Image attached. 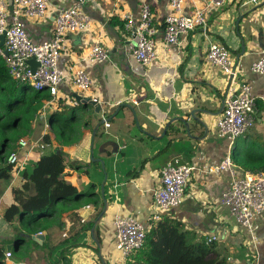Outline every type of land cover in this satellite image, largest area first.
<instances>
[{"label":"crops","instance_id":"0c3cea01","mask_svg":"<svg viewBox=\"0 0 264 264\" xmlns=\"http://www.w3.org/2000/svg\"><path fill=\"white\" fill-rule=\"evenodd\" d=\"M204 1L188 0L186 12L204 8ZM250 1L226 0L224 6L208 12L207 35L197 30L182 37L179 46L169 47L163 40L169 0L84 1V9L92 20L91 29L68 37L60 67L67 72L95 44L108 48L110 59L88 68L93 82L88 91H79L68 82L60 85L58 100L44 117L62 114L66 119L72 118L73 123L63 138L51 127L45 133L49 141H42L50 145L45 152L63 153L65 179L85 197L79 209L60 204L63 213L46 220L44 228L28 233L29 227L4 219L7 208L15 203L14 190H22L25 180L15 171L10 182L0 181L4 264H126L110 243L115 239L114 220L129 215L150 230L154 227V190L160 185L162 169L169 164L195 169L183 203L162 218L183 223L203 239L217 236L215 242L234 264H264V215L259 220L260 246L252 254L249 234L221 202L229 176L211 170L227 157L246 171L264 168V76L250 71L264 50V0L257 4ZM78 2L50 0L45 21H25L30 37L36 43L50 40L58 11ZM144 2L151 5L155 24L161 30L157 37L158 58L149 68L132 57L133 41L125 33L123 20L127 12L138 16ZM242 39L246 52L238 59ZM211 42L224 44L231 51L240 80L250 84L256 97L255 125L233 144L217 134L230 81L221 69L206 61ZM74 94L102 106L98 121L94 118L95 107L90 102H79ZM42 109L40 115L37 113L41 120ZM192 112L200 124L191 117ZM112 116L109 123L99 127L103 117ZM179 118L189 122V130L176 120ZM42 155L39 150L21 151L27 164L39 161ZM98 159L104 160L108 176L104 187L106 207L101 193L105 175ZM93 231L100 242L102 258ZM18 238L25 239L20 246Z\"/></svg>","mask_w":264,"mask_h":264},{"label":"built area","instance_id":"2783aa9c","mask_svg":"<svg viewBox=\"0 0 264 264\" xmlns=\"http://www.w3.org/2000/svg\"><path fill=\"white\" fill-rule=\"evenodd\" d=\"M84 1L79 0L72 7L60 9L55 16L53 37L36 43L28 34L25 21H45L49 16L50 0H13L12 7L8 0H0V38L5 37L4 45H0V55L6 63L9 75L16 82L49 94L50 99L40 112L42 117L58 100L62 83H71L77 90L86 92L93 84L88 68L102 65L110 59V50L95 44L85 51L79 63L70 67L67 72L60 67L68 37L77 33H87L91 29L92 20L84 9ZM260 1L250 2L257 4ZM204 3V8L196 7L186 12L188 0H169L163 32V40L167 47L179 46L182 37L197 30L208 34V12L224 6L226 0H205ZM123 20L125 33L133 41L132 57L143 67H151L158 58L157 37L161 31L160 26L155 24L151 5L144 2L138 16L127 12ZM32 59L39 63L35 73L28 64ZM206 61L210 66L221 69L230 81L224 99V111L216 128L218 136L233 144L246 136L255 125L256 97L250 84L240 80L236 59L224 44L211 42ZM250 71L264 76V50L251 64ZM102 120L106 118L103 117ZM49 147L50 145L42 140L32 142L23 138L9 154L7 163L19 172L27 164V159L21 157V151L39 150L44 154L45 149ZM194 169L195 167L180 164H169L162 169L160 185L154 190L153 226L165 213L183 203ZM211 170L228 174L229 184L222 194L221 202L249 234L251 252L255 254L260 246L259 220L264 215V169L246 171L238 168L231 157H227ZM113 225L116 249L126 263L143 248L150 229L129 215L117 216ZM216 240L217 236H213L208 242ZM7 256L10 257L11 253Z\"/></svg>","mask_w":264,"mask_h":264},{"label":"trees","instance_id":"16d2710c","mask_svg":"<svg viewBox=\"0 0 264 264\" xmlns=\"http://www.w3.org/2000/svg\"><path fill=\"white\" fill-rule=\"evenodd\" d=\"M50 96L45 91H35L27 84H19L8 72L0 55V181L10 182L15 169L7 163V158L15 146L17 138L9 134L21 124L30 128L35 114L44 107ZM73 123V119L53 114L49 125L61 139ZM49 141V137L44 138ZM66 161L63 153L47 151L39 161L28 163L20 176L25 180L22 190H14V204L7 208L4 219L12 224L18 221L29 227L28 233L44 228V222L58 216L63 211L60 204L79 209L84 193L65 179ZM264 169V168H262ZM253 172V171H252ZM33 190V193L30 192ZM90 196H94L93 193ZM101 213V211H100ZM98 213V215L100 214ZM25 239H19L20 246ZM4 247L0 244V264H4ZM126 264H234L223 254L216 242L188 229L177 220L163 217L147 234L145 244Z\"/></svg>","mask_w":264,"mask_h":264},{"label":"water","instance_id":"95a60500","mask_svg":"<svg viewBox=\"0 0 264 264\" xmlns=\"http://www.w3.org/2000/svg\"><path fill=\"white\" fill-rule=\"evenodd\" d=\"M8 3H9V5L12 7V5H13V0H8ZM238 24H239V22H238ZM4 40H5V37L2 36V37L0 38V45H1V46L4 45ZM245 52H246V45H245V43H244V40L242 39L241 52L238 54V59H240L241 56H242L243 54H245ZM28 64L31 66L32 71L35 73V72H36V69L39 67V63H38L35 59H32V60H30V61L28 62ZM74 97H75L79 102H81V103H83V104L86 103V102H90V103L95 107V115H94V118H95L97 121L99 120V117H98V116H99V114L102 112V106H101L97 101H92L90 98H89V99H88V98H87V99H86V98H82L81 96H79V95H77V94H74ZM191 117H192V118H193L198 124L201 123V121L195 117V113H194V112L191 113ZM112 118H113V116L110 117V118H108V119H106V120H101V121H99V127H100L101 125H104V124H106V123H109V122L112 120ZM176 120L182 122V123L186 126L187 130L190 129V124H189V122H188L186 119L179 118V119H176ZM97 161H98L99 163H101V165H102V167H103L104 175H105L104 182H103V185H102L101 193H102V197H103V199H104V204H105V207H106V206H107V201H106V198H105L104 187H105V183L107 182L108 176H107V173H106V168H105L104 160H102V159H98ZM104 211H105V209H104ZM104 211H103V213H104ZM103 213H102V215H103ZM102 215H101V216H102ZM92 234H93V239H94L96 245H97L98 248H99V257L102 258L101 249H100V242L97 240L96 236L94 235V231L92 232ZM38 237H39V238H42V235H38Z\"/></svg>","mask_w":264,"mask_h":264},{"label":"rangeland","instance_id":"374dc122","mask_svg":"<svg viewBox=\"0 0 264 264\" xmlns=\"http://www.w3.org/2000/svg\"><path fill=\"white\" fill-rule=\"evenodd\" d=\"M49 120V115H46L44 119L41 120V117L35 114L31 121L30 128L26 127V125L21 124L18 129L9 134L10 137L17 138L16 141H13L11 143V146H16V144L23 138H28L32 142L43 140L46 137V131L48 130V132H50L51 127H46V125H49ZM110 243L115 247V239L114 242L110 241Z\"/></svg>","mask_w":264,"mask_h":264}]
</instances>
